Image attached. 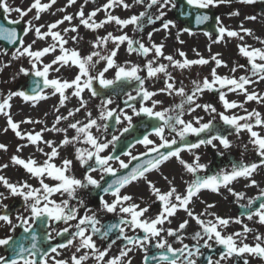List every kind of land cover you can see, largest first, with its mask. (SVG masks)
Returning <instances> with one entry per match:
<instances>
[{
	"label": "snow or ice",
	"instance_id": "obj_1",
	"mask_svg": "<svg viewBox=\"0 0 264 264\" xmlns=\"http://www.w3.org/2000/svg\"><path fill=\"white\" fill-rule=\"evenodd\" d=\"M56 2L57 0H48L47 3L42 2V0H32L30 6L23 9L18 6H10L7 0H0V9L6 14L5 19H8L7 14L12 12L18 14V19L8 20V23L13 25H19L21 21H25V17L35 10L32 19L25 21V26L22 28L23 35H18L15 28L0 26V40H6L10 44L18 43L19 45L12 52L11 60L27 58L30 65L29 68L21 66L17 75L34 78L26 90L9 91L7 95L0 97V115L6 118V126L2 131L6 133L11 130L19 140L25 141V143L17 145L16 153L22 152L24 148L31 145L35 147L37 153L44 157L41 161L34 156L23 158L13 154L9 158V163H0V172L10 165L19 166L29 175V179L37 180L39 185L33 186L27 180L11 182L7 177L0 175V187L5 190L0 191V227L6 226L9 232L22 228L24 233H30L31 238L30 247H26L22 242L11 243L13 241L11 235L0 238V247H7L11 244L10 253L7 256L0 255V264H84L90 255L95 260V264H132L129 254L135 249L144 253V264H149L150 260L156 264H198L200 258L204 256L202 249L211 251L214 245L220 246L221 251L216 259L213 258V255L204 257L206 264H228L229 261H233V264H240L241 260H243V264H249L245 254L264 260V233L249 227L240 218L245 217L248 221L264 226V188H260L258 182L253 178L254 174L264 167V134L255 130L257 128L264 129V116L255 109L248 111L245 108V104L250 101L264 104V94L248 90L249 85L264 81V47H254L243 42L248 36L255 39L260 45H264V39L254 36L252 30L245 28L243 24L239 26V30L230 29L223 24L219 17H216L215 31L217 35L212 43L224 42L226 38L238 39L242 42L236 46L238 54L246 58L248 66L234 63L230 69L231 73H235L238 68H244L247 74L238 78L234 75L222 76L218 74L217 69L228 67V65L220 58V53H214L209 58H204L196 49H193L197 58L189 59L184 51L177 49L175 55H166L164 43L152 41L153 32L161 30L170 32L171 28L176 27L172 20L164 19L166 16L165 9L169 6L171 8L176 7L175 0H133L132 4L127 3L126 0H106V3L101 7L87 14L83 10L84 6L81 5L75 16L65 14L61 19L47 25L33 22L40 20L41 14L50 11ZM87 2L88 0H85V3ZM232 2L233 0H186L187 5L194 10L215 8ZM75 3L76 0H67L66 7ZM236 3L253 4L255 0H236ZM134 5H143L144 10L138 15H131L128 18L113 15L110 11L115 7H122L127 10ZM153 7H156L158 13L155 16L150 11ZM57 11L64 12L65 8H59ZM101 11L105 13V17L97 21L94 18ZM188 14L190 13H185V15ZM239 15V11L229 13V16ZM73 19H78L79 25H73ZM245 19L254 21L256 17L246 16ZM208 20L209 16L206 14L195 16L197 25ZM157 21L162 22L161 27L147 33L149 44H145L141 39L130 37L126 32L114 35L109 31L103 36H95L94 40L90 42L91 51L88 54H82L77 48L67 47L69 40L78 44L83 39L79 35V26L97 32L108 24H115L121 31L131 25L134 32L143 33L145 22L152 25ZM65 22H68L70 27H66L62 31L57 30ZM44 28L47 30L42 31ZM183 31L189 35L194 34L187 28ZM69 32L75 35L65 38ZM30 33L34 35V39L30 43H25L24 38ZM203 34L211 38L209 32ZM179 37L180 33L178 32L176 39L183 44L184 42ZM47 38L51 39V43H47L46 46L39 49L34 48L37 41H45ZM109 43L113 45L110 50L107 49ZM122 45L126 46L125 50L128 55L136 54L146 59L143 68L139 64H132L130 61H126L125 64L116 62ZM101 49L105 50L107 54H102ZM57 51L59 54H56ZM209 51H211L210 48ZM0 54L7 55V52L0 49ZM50 54L54 58L50 62H44L43 58ZM150 55L152 58L147 59ZM161 60L167 61V63H161ZM101 61L105 62L102 70H97L96 74L93 75V70ZM210 62H214L215 66L211 68L209 75L203 77L202 80H193L190 91H186L182 82L181 86L177 87L175 78L169 71V68L188 70L193 66L208 65ZM8 66V64H0V70ZM72 67L78 71L70 80L63 76L50 77V73H60L62 68ZM110 69H115L113 79L105 77V73ZM141 71H145L146 76H141L139 74ZM161 74L164 78V86L158 91L148 90L145 87V80L159 79ZM133 81L138 85L135 89L136 95L126 93L127 99L124 103L132 109L133 115L143 114L162 123L153 125L150 133L135 141L136 144L144 146V152L138 155H133L131 151L122 153V155L129 157L128 162H125L120 156L102 155L109 145L114 147V142L119 137L113 136L111 140L101 142L100 138L93 135L91 131L93 128L99 131L101 127L106 131L109 126L107 122L111 118H114L117 124L121 123V115L131 127V116L124 113L122 109L119 115H115L116 109L108 107L113 103L111 98L101 99V104L97 106L100 109L98 119L104 121L103 125L98 124L97 119L92 118L91 112L86 113V123L79 120L71 122L69 118H74L77 112L86 109L87 101L82 96L85 91L90 93L92 97H98L102 95L101 90L103 89H109L120 82L130 83ZM95 83L99 84V89L94 86ZM69 90H71V96L77 98L79 107L69 109L67 115H56L51 127L45 126L40 131L23 132L21 124H39L43 121L31 118L21 121L13 119L10 111L13 97H19L24 102H31L34 107L38 102L47 100L50 96L58 95V106L54 105V111L59 113L60 108L66 107V101L69 100ZM206 91L218 94L219 102L224 111L217 112V108L211 103L200 104L197 102ZM158 93L179 96L181 97L180 103L171 108L154 111L156 106L161 103V101L153 99ZM228 93L243 95L244 101H230L227 99ZM137 97H141L142 101H151L152 106L147 107L141 103L137 110L128 103L135 101ZM197 109H203L206 113L217 115L219 120L231 130L229 135L234 133L239 137L241 132H246L249 137L248 143L252 145L258 159L253 162L236 161L231 163L230 168L220 169L211 175L207 174L205 171L207 165L200 163V156L196 154L195 150L201 146L216 148L217 145L214 141H218L219 145L227 150L232 147V142L227 135L215 130V117L206 123L202 122L203 117L194 116L192 120L183 119L185 113L191 115ZM233 109H242L244 114H226ZM62 121H69L67 127L59 126ZM69 129H73L75 135L68 136ZM165 129L169 133H175V136L172 139L166 138ZM128 130L127 127L123 129L124 132ZM44 132L63 133L64 135L57 143L45 139ZM202 133L206 134L207 138H201ZM152 135L159 139V143L150 138ZM190 136L197 137L196 142L189 140L188 137ZM77 144H84L88 147H77ZM67 147L74 150L72 158H61L60 150ZM45 148L48 151H45ZM161 149H165V151H161ZM7 150L8 146L0 143V151L7 152ZM183 151L193 155L190 163L182 158L181 152ZM219 154L223 155V152ZM57 158H60L59 164L56 163ZM173 158L182 166L184 172L192 177L190 181H184L183 192L178 191L173 180L162 173L161 178L169 185L167 191H162L156 187L155 182L148 179V174L159 171L164 163ZM74 161L85 169L82 178H77L73 173ZM113 161L119 164L118 169L113 167ZM132 161L138 162L129 170ZM120 170L128 171L120 174ZM96 172L100 173L99 179L92 175ZM201 173L204 174L201 175ZM106 176L112 177V179L105 180ZM240 179L248 181L245 187H258L259 195L249 198L247 204L239 205L244 210L239 217H221L210 212L208 210L214 208L215 204L207 203L204 200H200V203L205 205V209L199 214L190 207L194 203V199L199 198L200 193L205 190L220 194L221 189H225L231 196L235 197L238 203L244 198V193L236 191L232 184ZM48 180L53 183L46 182ZM141 180L147 184L150 195L155 198L153 203H159V211L152 217L146 215L152 204L146 203L144 207H141L134 201L132 195L122 194L123 189L134 183H139ZM89 187L102 193L99 196V210L117 214L120 217L117 223L109 224L107 227H98L100 220L94 212L91 215L88 214L91 210L86 209L84 201L78 196L80 190ZM57 195L61 197L59 201L54 199ZM109 195L112 197L110 202L105 199V196ZM16 197L22 200L24 211L28 212L29 215L24 216L17 213L16 222H13L9 205L3 204V200ZM140 200L143 202V197H140ZM71 201H76V204L73 205ZM257 201L259 204L254 207ZM82 208L85 209L83 216L79 215ZM181 210L198 226V230L190 237L195 241L191 247L188 244H183L184 237L181 235L186 230L189 219L180 221L175 229L164 227L166 223L171 224L172 218ZM202 217L212 218L204 219ZM37 221H40L46 229V240L54 239L55 237L52 236L54 232L55 236L67 234L66 242L55 246L49 245L48 249L41 250L37 244V234L33 230V224ZM71 221H76V223L71 224ZM57 222H63L67 227L57 230L54 227ZM232 223L240 224L241 230L224 234V230ZM126 228L132 232V235L126 233ZM47 229H51V231H47ZM70 229L73 230L70 231ZM114 230L117 232L116 239L111 240L107 247L99 248L93 237L98 236L101 240H109L110 233ZM164 233L168 237H174L182 244V247L174 248L172 244L168 243ZM250 234L254 241L252 244L246 242ZM117 240L125 242L124 246L120 248L119 255L108 258L109 251ZM153 240H155L153 247L159 251L158 254L150 256L147 246ZM68 248H75V253H72L68 259H58L57 257L61 255L59 249ZM81 250H85L83 254L76 255V253H81Z\"/></svg>",
	"mask_w": 264,
	"mask_h": 264
},
{
	"label": "rangeland",
	"instance_id": "obj_2",
	"mask_svg": "<svg viewBox=\"0 0 264 264\" xmlns=\"http://www.w3.org/2000/svg\"><path fill=\"white\" fill-rule=\"evenodd\" d=\"M101 1L102 0H88L87 7L91 8V9H96V8H98V5L102 6L104 4V3H101ZM7 2L10 6H13V7L18 6V7H21L23 9H26L30 6V4L32 3V0H7ZM42 2L47 3L48 0H42ZM126 2L129 4H132L133 0H126ZM64 5L65 6L67 5V0H57V2L52 6L50 11L42 13L41 19L38 21H33V22L35 24L47 25L48 23H52L58 19H61L63 17V15H65V14H71V15L75 16V14L80 10L81 5H83V0H76V3L71 5V6L66 7L64 12L57 11V9H59V8H64ZM250 5L251 4H239V3H236V0H233V2L231 4L220 5L218 7L213 8V9L219 10V18L221 19L223 24L225 26H227L228 28L233 29V30H239V26L241 24H243V26L245 28H249L252 30L254 36H259L260 38L264 39V13H258L256 11V9H253ZM171 9L172 8L170 6H169V8L165 9L166 16L164 17V19L172 20L176 25V27L170 29V32H165L163 30H161L159 32H153V29L161 27V23H162L161 21H157L155 24H152V26L149 27V29L146 28L143 31V33L134 32L133 26H131V25H129L127 28H125L121 31L118 29V26H116L115 24H108L104 28L97 30V32H92V31H89L88 29H85L83 26H79V28H78L79 35L81 37H83V39L78 44H75L71 40H69L67 47L77 48L80 50V52L82 54H88L91 51L90 42L92 40H94L95 36H97V35L103 36L109 31L112 32L114 35H120V34H122V32H126L130 37H134L136 39H141V41L144 42L145 44H149L147 33L153 32L152 41H154L156 43L163 42L165 45L164 52L166 55H168V54L175 55L177 49L184 51L187 54V57L189 59L197 58L193 49H196L204 58H209L210 55L214 54V53H220L221 54L220 58L227 63L228 67L218 68L217 69L218 74H220L222 76H224V75L233 76L234 75L237 78L241 75L247 74L244 68H238L235 73L230 72V69L234 66V63L244 64L246 67H248L246 58H243L238 54V49L236 47L238 43H242L241 41H239L236 38H231V39L226 38V40L224 42L216 44V43H212V41L214 40V36L213 37L211 36V38H209L208 36H205L203 34L204 32H198V33H194L193 35H189L187 32L183 31L182 24L172 16V13L170 11ZM0 10H2V9H0ZM143 10H144L143 5H134L133 7H131L130 9H127V10L123 9L122 7H116V10L112 14L119 16L121 18H128L131 15H138ZM89 11H91V10L89 9ZM150 11L153 14V16L158 14L156 7H153ZM232 11H239L240 15L239 16H229V13ZM53 13H55V14L53 15ZM34 14H35V10H33L32 13H29V15L27 17H25V21L32 19ZM7 15H8V19H10V20H15V19L19 18L18 14L15 12H12V13L7 14ZM246 16H255L256 20H254V21L246 20L245 19ZM104 17L105 16H103L101 14H97V16L94 19L99 21L101 19H104ZM75 20L76 19H73V21H72L73 25H77ZM25 21H21V23L23 24V27L25 26ZM145 25H146V22H145L144 26ZM66 27H70L68 22H65L64 24L60 25L59 30L62 31ZM42 31H46V28L42 29ZM178 32L180 33L179 39L184 42L183 44L179 43L176 39V34ZM72 35H75V34L69 32L65 38H68ZM24 39H25V43H30L34 39V35L32 33H30ZM243 42L247 43L249 45H252L254 47H264V45H260L255 39H253L252 37H248V36L245 37V40ZM47 43H51V42H49V39H46L45 41H37V43L34 45V48H36V49L42 48V47L46 46ZM112 47H113V45L111 43H109L107 45L108 50H110ZM125 48H126V46H124V45L121 46V48L118 52V56L116 57V62L118 64H125L126 61H130L132 64H139L141 66V68H143V65L146 62V59L144 57H140L136 54L128 55ZM209 48L211 49V51H209ZM0 49H2V48H0ZM13 51H15V49H12V51L11 50L6 51L7 55L0 54V64H8L9 65L8 67L3 68V70H0V97L7 95L9 91H19V90L24 89L23 86L20 87V83L22 81L24 82L26 76L17 75V73H18L19 68L21 66H23L25 68H29L30 65L28 63L27 58H19L17 60H11V55H12ZM101 52H102V54H107L106 51L103 49H101ZM56 54H59L58 51ZM53 58H54V56L50 54V55L44 57L43 59H44V62H50ZM151 58L152 57L150 55L147 59H151ZM177 58H179V57H177ZM160 62L161 63H167V61H164V60H161ZM104 63H105L104 61H101L100 64H98L96 66V69L93 70L92 74L95 75L97 70H102ZM214 66H215L214 62H210L208 65L193 66L191 69H188V70H177V69L169 68V71L172 73V75L175 79L176 78L178 79V80L177 79L175 80L177 87H180L181 82H182L186 91H190L192 88L191 82L193 80H197V79L202 80L203 77L208 76L211 68ZM200 69H202V70H200ZM77 71L78 70L75 67L62 68L60 73H50V77L63 76L64 78H67L70 80V79L74 78ZM139 74L141 76H146L145 71L140 72ZM114 76H115V69H110L107 73H105V77L108 79H113ZM163 79L164 78H163L162 74H161L159 79H155V80H147L146 79L145 80V87L150 91H158L160 88H162L164 86L163 85ZM259 87L260 88H258V90H256V92L258 94H264V82H262L259 85ZM254 88H255L254 85L248 86L249 91H255ZM47 91H50V90H47ZM131 94H133V93H131ZM68 95H69V99H73L72 100L73 101V103H72L73 109L79 107V102H78L77 98L71 96V90L68 91ZM133 95H135V93ZM82 96L87 101L86 109H81L80 112H77L75 114L74 118L70 117L69 121L75 122V120H79L82 123H86L87 122L86 113L91 112L92 118L97 119L98 124L103 125L104 121H101L98 119L100 109L97 107L98 105L101 104V99H99L98 97H92L91 94L88 93L87 91L82 93ZM49 99H51L49 101V103H48V99H47L41 103L38 102L36 104V106H35L36 108L34 107L35 113L31 117V119L40 120V115H43L44 111H46V112H47V110L51 111V108L54 105H56V103H58V101H57L58 95L57 96H50ZM153 99L160 100L161 101V103H160L161 107L171 108L174 105L180 103L181 97L176 96V95H167L165 93H158V95H156ZM227 99H229L230 101L235 100L237 102H243L244 96L240 95L238 93H228ZM112 101H113V103L110 104L108 107L110 109H116L117 103H116L115 99H112ZM197 102L200 104L211 103L217 108V112L224 111L222 105L219 102L218 94L215 92H207V91L204 92L203 95L199 97ZM51 103L53 104V106L50 105ZM11 105L12 106H11L10 111H12L14 106L16 108L19 107L18 109H20V110L24 109V108H28L26 106H32L31 103L24 102L19 97H13V99L11 101ZM41 105H46V106L44 108L43 107L37 108V106H41ZM47 105H49L48 109H47ZM245 108L248 111H252L253 109H255V110L259 111L262 114V116H264V104H257L255 101H250L247 104H245ZM123 112L132 117V120H131V122H132L133 118H134V115L132 113V109L131 108L126 109V110H123ZM226 114H228V115H232V114L243 115L244 111L242 109H233V110H229ZM194 116L203 117L202 122H204V123L208 122L209 120H212L215 117L214 122L218 123V125L222 124V122L219 120V117L217 115L206 113L203 111V109H197L191 115L185 113L183 119L192 120V118ZM40 121H43V123L23 124L21 126V130L23 132L40 131L45 126L51 127L52 123L54 122L53 121L48 125V123L45 121V119H42ZM69 121H62L59 126L60 127H67V124L69 123ZM128 124H129V122L124 120L123 115H121V123L117 124V128L122 130L123 128L127 127ZM3 128L4 127L0 128V143L6 144L8 146V150H7V152L0 151V163H9L10 156L13 154L17 155V153H16L17 145L25 143V141L19 140L16 136H13L12 132H10V131H8L6 133L3 132L2 131ZM101 129H103V127H101L100 130ZM91 131H92L93 135L97 136L98 131L96 128H93ZM67 134H68V136L71 137V136L75 135V131L73 129H69ZM43 135H48L49 137L52 136V138L53 137L56 138L57 142H59V139H62L64 134L63 133L44 132ZM227 136H228L229 140L232 142L231 148L224 150L219 145L218 141H214V143L217 145L216 148H213L211 146H206V148H208V149H206L205 147L204 148L200 147L198 149V151L196 152V154H199V155L201 154L200 155V161L207 162V164H205V165H207L206 170L208 171V174H211V172H209L210 167L212 168V169H210L212 171V174H214L217 171H219L220 169L230 168L231 163H233V162H236V161L253 162V161H256L258 159L255 155V152L253 150L252 145L248 143L246 132H241L239 137H237L234 133L231 135L228 134ZM245 145H247V148H245ZM76 146L77 147H87V145H84V144H77ZM72 149L73 148L70 147V150H72ZM210 149H217V151H212ZM202 150H203V152H201ZM250 151H252V152H250ZM220 152H223V155H220L219 154ZM19 156H22L23 158L29 157L28 155H19ZM202 164H204V163H202ZM256 174H254L253 178L258 182L260 188H264V174H262V175L261 174L256 175ZM0 175L7 177L11 182L27 180L28 183L32 184L33 186H39L38 181L35 179H29V175L19 166H11L10 165L7 169H4L2 172H0ZM187 176H188V178L190 177L189 174H187ZM240 180L241 181H240V183H238V185L235 186L232 184V187L238 192H240V190L243 188L242 192L244 193L245 192V188H244L245 184H247L248 182L244 179H240ZM249 188H250V190L248 189V191H250L249 194H251L253 197L259 195V188L258 187L253 186V187H249ZM0 191H5V190L2 187H0ZM224 192H227V190L221 189L220 194L204 193L202 195H204V196L205 195H211L212 197L221 199L224 196L223 195ZM252 196H249V197H252ZM11 199L12 198L3 200V204L9 203L11 201ZM60 199H61V197H59V200ZM241 201L242 200H240V203H241ZM235 203H237V202L235 201ZM245 224H248L249 227H251V228H253V229H255L261 233H264V226L256 224L253 221H248L247 219L245 221ZM234 231H240V229H235ZM10 233L11 232H7V234H6L5 227L4 226L0 227V238H4L6 235H9ZM248 240H253L251 234L249 235ZM3 254L4 253H3L2 247H0V255H3Z\"/></svg>",
	"mask_w": 264,
	"mask_h": 264
},
{
	"label": "flooded vegetation",
	"instance_id": "obj_3",
	"mask_svg": "<svg viewBox=\"0 0 264 264\" xmlns=\"http://www.w3.org/2000/svg\"><path fill=\"white\" fill-rule=\"evenodd\" d=\"M144 106L151 107L152 106L151 101H148L147 104H145ZM157 107H158V105L156 106V108ZM156 108L154 109V111H157ZM134 119L135 120L133 122L136 123L137 121L140 120V115L135 116ZM103 131H104L103 133L98 135L101 142H107V141L111 140L113 136H117V137H119V139L130 137V136L125 135V132L123 131V129L122 130L116 129L113 131V133L111 132L110 134L105 130H103ZM172 135H173V133H169V131L167 129H165L166 138L172 139L175 136V135H173V136ZM150 138L153 139L156 143H159V139L157 137H155L154 135L150 136ZM46 139L55 141V138H52V137L46 138ZM117 141L114 142V147H113V145H109V147L105 150L104 153H102V155H109V154L112 155V151L114 150ZM133 145L130 149H128V151H131V153L133 155H138L139 153L145 151V148L143 145H139L136 143H134ZM41 146L43 147V145H41ZM69 148L70 147H67V148H64L63 150L62 149L60 150L61 158H63V157L72 158V154H70ZM45 151H48V150L45 149ZM187 153H188L187 151H183V152H181V156L185 161L190 163L191 160H188L186 158ZM119 156L122 160H124L125 162H128V160H129L128 156H124L122 154ZM35 158H37L38 160H41V161L43 160V157L38 156ZM56 163L57 164L60 163V158H57ZM112 164H113V167H115L117 169L119 168V164L117 162L113 161ZM73 173L77 178H82L84 173H85V169L81 168L79 163L74 161ZM161 173L164 176H167L170 180H173L174 185L177 187L178 191H180V192L184 191V188H185L184 181H190L192 179V177L188 178L187 173L184 172V170L182 169V166L178 163V161H176L174 158L170 159L168 162L164 163L161 166L159 171H153L150 174H148V179L155 182L156 187L160 188L162 191H167L169 185L167 184V182L165 180H163L161 178ZM92 175L96 179L100 178L99 172L92 173ZM46 182H48L50 184L53 183L50 180H48ZM94 190L95 189L89 187L87 189L80 190L78 193L79 198L84 201L86 209L91 210L90 212H88V214L91 215L93 212L96 214L97 218L100 220V225H98V227H107V225H109V224L117 223L119 218H120L117 214L106 213V212H102L99 210L100 209L99 196L102 195V193L100 192L99 196H96V195H94L95 194V192H93ZM124 193L132 195L134 198V201L136 203L140 204L141 207H144V205L146 203L152 204V207L150 208L149 212L146 213L147 216L152 217L159 211V203L158 202L153 203L155 198L150 195L147 184L143 180H141L139 183H134V184L126 187L125 189H123L122 194H124ZM201 193L199 195V198L194 199V203L192 205H190V207L197 214L204 211L205 205L200 203V200H204L207 203L215 204V207L212 209H209L208 211L214 212L221 217H233V218H235L236 217L235 214L237 216H240L239 213L241 211V208L238 206L236 211L234 212L235 213L234 214L231 207H230V203L228 202V200L226 198L223 199V203L220 206V199H218L219 200V202H218V200H216L215 197H212L211 195H205L204 196ZM59 197L60 196L57 195L54 197V199L59 201ZM140 197H143V202H141ZM105 199L110 202L112 200V197L110 195L105 196ZM71 203L73 205H75L76 201H71ZM254 207H255V205H254ZM17 213L23 214L24 216L29 215L28 212L24 211V208L22 206L20 208V210L18 209L16 212H14L12 214L13 222H16L15 217H16ZM84 214H85V209L84 208L80 209L79 215L83 216ZM202 218L211 219L212 217H202ZM183 219H189V224H188L186 230L181 233V235L184 237L183 244H188L191 247L195 243V241H193L190 237L195 231L198 230V226L195 224L194 221L190 220V218L187 217V215L184 211H182V210L178 211L176 216L174 218H172V223L171 224L166 223L164 225V227L165 228L171 227V228L175 229L178 227L179 222L182 221ZM70 223L75 224L76 221H71ZM36 224H37V222L33 224V227H35ZM40 225H41V227L43 226L41 223H40ZM4 227H5L6 234H7V232H9V230L6 226H4ZM54 227L57 230H61L64 227H67V225L64 224L63 222H57L54 225ZM236 227L240 228L241 225L235 224V223L230 224L229 227L226 230H224V234H229L231 232H234ZM21 230H22V228H17V229H15V231L11 232L9 235L14 237L18 233H20ZM72 230L73 229H70V231H72ZM47 231H51V229H47ZM125 231L127 234L132 235V232L129 231L127 228L125 229ZM35 233L37 234V242H39V246L42 250L48 249L49 245L55 246V245L60 244V243H65L66 239L68 238L67 234H64L61 236H55V233L53 232L52 236L55 238L48 241L45 239L46 232L44 234L43 231L41 230V231H39V232L37 231ZM116 235H117V232L114 230L112 233H110V239L109 240H101L98 236H94L93 239L96 241L97 246L99 248L103 249V248L108 246V244L110 243L111 240L116 239ZM141 235H142V233H141ZM163 235L167 239L168 243L172 244V246L174 248L182 247V244L180 242H178L174 237H168L166 235V233H164ZM20 242H22L25 246L31 245V238L28 237L24 233ZM246 242H248L250 244L254 243L253 240H247ZM124 243L125 242L117 240L116 244H114L111 247L109 254H108V258H111L112 256L119 255V250H120V248H122L124 246ZM154 244H155V240H153L147 246L148 254L150 256L153 254H158L159 250H157L155 247H153ZM3 251H4V249H3ZM59 251L61 252V255L59 257H57L58 259H68L72 253H75V248L59 249ZM84 251L85 250H81V253H76V255H81V254H83ZM202 251L204 253V256L200 258L198 264H206V260L204 259V257H206L208 255H213L214 259L218 258V253L221 251V247L218 245H214V247L211 251H209L207 249H202ZM4 253H5V251H4ZM5 255H6V253H5ZM52 255H55V254H52ZM129 256L131 257L132 264H144V261H143L144 253L141 252L139 249H135L133 252H131L129 254ZM245 258H247L249 260V264H264V260H261V259L256 258V257L247 256V254H245ZM84 264H95V260L90 255L89 259L87 261H85ZM149 264H156V262L150 260ZM228 264H233V261H229ZM240 264H243V260L240 261Z\"/></svg>",
	"mask_w": 264,
	"mask_h": 264
},
{
	"label": "bare ground",
	"instance_id": "obj_4",
	"mask_svg": "<svg viewBox=\"0 0 264 264\" xmlns=\"http://www.w3.org/2000/svg\"><path fill=\"white\" fill-rule=\"evenodd\" d=\"M105 2H106V0H102L101 1V3H105ZM83 6H84L83 7V10H84L85 14H87L88 12H90L89 9L91 11L94 10V9H91V8L87 7V3H85V0H83ZM98 7H101V5H98ZM64 8H66L65 5H64ZM115 10H116V7L113 8V9H111L110 11H111V13H113ZM97 14H101V15L105 16V13L103 11L98 12ZM75 21H76L77 25H79L78 19H76ZM59 29H60V26H59L58 30ZM47 39H49V42H51V39L50 38H47ZM258 84L259 83L254 84V85H256V87H255L256 90H258V87H259ZM57 106H58V104H57ZM26 107H28V108H24V109H21V110L18 109L19 107H17V108L15 106H14V108L12 107L13 109L11 111V114H12L13 119L15 121H21V120H24L26 118H31L33 116V114L35 113V108L36 107L35 106H34L35 108L33 106H26ZM40 107L41 106H37V108H40ZM42 107L44 108V106H42ZM69 108H70V101H66V107L60 108L59 113H54V114L50 113V114H48V113H46V111H44L43 112V115H40V120L45 119V121L49 125L51 122L54 121L56 115L62 114L64 112L68 111ZM0 122H1L0 123V128L6 126V118L3 117L2 115H0ZM22 125L23 124H21V126ZM255 130L260 131L261 134H264V129L257 128ZM9 131L12 132L11 130H9ZM12 134H13V136H15V134L13 132H12ZM45 149L48 150L47 148H45ZM18 154H20V155H28V156H35V157H38V156L39 157H43L40 153H37L35 151V147L34 146H31V145L28 146V147H26V148H24L23 151L20 152V153H18ZM43 159H44V157H43ZM256 173H255L256 175H258V174H261V175L264 174V167L260 168Z\"/></svg>",
	"mask_w": 264,
	"mask_h": 264
},
{
	"label": "water",
	"instance_id": "obj_5",
	"mask_svg": "<svg viewBox=\"0 0 264 264\" xmlns=\"http://www.w3.org/2000/svg\"><path fill=\"white\" fill-rule=\"evenodd\" d=\"M179 1L182 2V0H179ZM186 6L187 5H182L181 6L179 4L178 9L177 10H174L175 16H177L178 18H181L182 21H185L186 26L190 27L192 30H197V29H200V28L201 29L202 28H205L207 26V21L205 23H203V24L197 25L195 23V16L198 13L193 12V10L190 7L187 8ZM185 13H190V14L185 15ZM212 19L213 18L210 17V23H208V30H210V31H212L214 29V24H212V22H213ZM2 20H4L3 19V15H2V13H0V26L6 27V28H15L16 31H17V33H18V35H21V31L19 29L20 28V25H13V24H10L8 22H3ZM0 44L3 45L6 49L9 48V47L17 46L18 45V43H16V44H10L6 40H0ZM30 79L32 80L34 78L30 76L29 77V80ZM31 80L29 81L30 83H31ZM123 86H124L123 84H120V85L118 84L116 87H114L113 90H109V89H107V90H108V92L112 93L113 95H118V94H120V93L123 92V90H120L121 87H123ZM108 123H111V126H114L115 119L114 118L109 119V122ZM153 125H155V124H152V126ZM18 207H20V202L18 200H16V201H14L10 205L9 210L10 209H16ZM16 241H19V237L15 241H13V242L14 243H17ZM8 248H9V251H10L11 246L10 247L8 246Z\"/></svg>",
	"mask_w": 264,
	"mask_h": 264
}]
</instances>
